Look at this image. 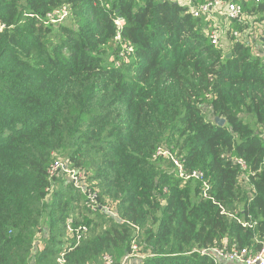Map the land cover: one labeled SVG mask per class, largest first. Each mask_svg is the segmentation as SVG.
Wrapping results in <instances>:
<instances>
[{
  "label": "trees",
  "instance_id": "1",
  "mask_svg": "<svg viewBox=\"0 0 264 264\" xmlns=\"http://www.w3.org/2000/svg\"><path fill=\"white\" fill-rule=\"evenodd\" d=\"M208 1L0 0V264L120 260L137 238L143 264H215L202 251L223 241L261 250L264 136L243 116L264 123V55L231 27L214 46L193 15ZM242 6L236 29L264 23V2ZM161 146L203 177L184 183ZM59 152L117 216L50 180ZM70 219L91 237L77 244Z\"/></svg>",
  "mask_w": 264,
  "mask_h": 264
},
{
  "label": "built area",
  "instance_id": "2",
  "mask_svg": "<svg viewBox=\"0 0 264 264\" xmlns=\"http://www.w3.org/2000/svg\"><path fill=\"white\" fill-rule=\"evenodd\" d=\"M242 2H253L260 4L264 0H210L206 4L198 7L193 11L196 17H204L209 30L207 35L212 44L216 47L223 44V36L221 29H228L231 27V35L233 37L232 44L247 41L249 45L253 46V50L257 51L260 55H264V23L251 24L246 30L236 29L235 25H243L247 20V14L244 12ZM68 12L63 11L60 19L64 20ZM223 20V21H222ZM222 22V23H221ZM224 24L223 27L221 25ZM260 26V27H258ZM260 42V43H259ZM230 55V54H229ZM163 158L176 168L177 175L186 183L192 179H200L203 177L202 172L194 171L189 173L185 169L184 160L172 154L168 148L159 147L154 155V160ZM235 162L244 170H247V163L243 159L236 158ZM66 175L70 182L80 190L85 196L83 206L89 211L97 212L104 210L109 216H117L113 207L108 205H101L99 190L92 186L82 169L74 168L68 161L56 159L48 168V176L52 181L56 177ZM209 189L208 185L204 187V197L208 198ZM166 191V190H165ZM222 214L231 216L223 207ZM73 219L68 221L67 230L68 235L76 239L79 244L89 233L87 226H73ZM247 226V224H244ZM204 255H208L215 264L231 263V264H264V244L261 250L253 255L248 249H240L236 244H230L228 241L213 249L202 251ZM150 256L142 252L141 244L138 238L135 239L131 245L130 251L120 260H117L113 255L106 253L102 255L98 263L95 264H143V261ZM59 264H66L64 256L58 259ZM28 264H35L29 262Z\"/></svg>",
  "mask_w": 264,
  "mask_h": 264
},
{
  "label": "rangeland",
  "instance_id": "3",
  "mask_svg": "<svg viewBox=\"0 0 264 264\" xmlns=\"http://www.w3.org/2000/svg\"><path fill=\"white\" fill-rule=\"evenodd\" d=\"M66 18V17H65ZM67 20L65 19L64 20V22H66ZM223 21V20H222ZM69 23V21H67L65 24H68ZM222 23V22H221ZM224 26V24H222L221 25V27H223ZM258 27H260V26H258ZM225 31V29L224 28H222L221 29V34H222V36H223V40H222V42H223V45H225V40H226V37H225V35L223 34V32ZM227 49V48H226ZM125 55H128L129 54V52H127V53H124ZM121 56L122 57V59L124 60V61H128L129 59L126 57V56ZM207 111H209V108H207ZM207 117H211L212 118V115L210 114V113H208V115H207ZM243 119L245 120V121H247L248 123H249V125L252 127V128H254L256 131H258L259 133H261L262 134V136H264V123H259V120L255 117V116H253L252 114H245L244 116H243ZM216 120V119H215ZM163 145H165V144H163ZM173 145H175V144H173ZM55 156H57V157H59V159H61V160H64L65 158V156H64V153L63 152H59V153H56L55 155H54V157ZM65 161V160H64ZM169 162V161H168ZM159 165L163 168V169H165V170H167L168 169V166L167 165H165V164H163L162 162H159ZM94 169H96V168H89L88 170H89V173H90V175L91 176H94ZM92 183L94 184V185H96L97 186V182H95L94 180H92ZM84 215L86 214V213H83ZM87 215V214H86ZM151 225V223H149L148 224V226H150ZM91 231H92V229H91ZM142 231H143V229H142ZM98 232V231H97ZM141 231H139V233H140ZM92 233V232H91ZM142 233H140V235H141ZM88 237H91L89 234L86 236V238H88ZM140 239H142L143 241H144V238H143V234H142V238L140 237ZM138 240H139V238H138ZM141 249H142V252L143 253H145L146 252V250H145V244L144 243H142V245H141ZM145 254H149V253H145Z\"/></svg>",
  "mask_w": 264,
  "mask_h": 264
},
{
  "label": "water",
  "instance_id": "4",
  "mask_svg": "<svg viewBox=\"0 0 264 264\" xmlns=\"http://www.w3.org/2000/svg\"><path fill=\"white\" fill-rule=\"evenodd\" d=\"M230 57H231V55L227 56V58H230ZM218 122H219L218 123L219 125H223L225 123V120L224 119H219Z\"/></svg>",
  "mask_w": 264,
  "mask_h": 264
}]
</instances>
